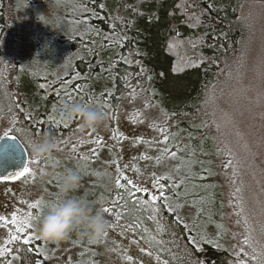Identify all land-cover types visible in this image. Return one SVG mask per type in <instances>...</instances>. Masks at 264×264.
Segmentation results:
<instances>
[{"label": "trees", "instance_id": "16d2710c", "mask_svg": "<svg viewBox=\"0 0 264 264\" xmlns=\"http://www.w3.org/2000/svg\"><path fill=\"white\" fill-rule=\"evenodd\" d=\"M57 1L0 0V59L12 63L8 77L0 71V98L4 95L7 101L4 111L9 118L19 115L16 105L22 112L18 128L10 134L20 138L19 131H25L34 142L63 134L64 146L81 122L65 125L53 117L54 124L45 113L75 103L115 116L123 96H142L160 112L167 143L175 150L187 147L196 160L195 177L186 176L190 185L202 191L207 184L221 183L213 173L224 165L217 157L223 141L212 126L206 96L216 82L245 67L253 34L243 8L251 0H63V28L57 24L60 18L51 16L46 22L52 25L23 37L20 17L29 18L30 6ZM39 62L46 70L32 74ZM69 63L72 68L62 75ZM56 90L58 100L53 102L49 97ZM222 136V149L228 151L235 143ZM55 152L53 157L64 166L68 157ZM53 161L36 172L51 168L48 163ZM179 190L184 192L185 186ZM135 192L109 189L106 193L115 202L105 206L147 240L166 264H240L222 241L214 240L220 233H211L201 215L190 229L166 209L163 197L152 204L147 194ZM166 193L175 196L171 189ZM213 208L215 213L216 205ZM20 251L21 264H41L34 248L25 245Z\"/></svg>", "mask_w": 264, "mask_h": 264}, {"label": "rangeland", "instance_id": "374dc122", "mask_svg": "<svg viewBox=\"0 0 264 264\" xmlns=\"http://www.w3.org/2000/svg\"><path fill=\"white\" fill-rule=\"evenodd\" d=\"M30 7L33 13L29 18L20 17L23 37L29 38L33 30L32 36L36 35L43 25L47 27L46 21L51 16H58L57 24L63 28V0ZM243 10L253 34V41L246 49L247 56H244L245 67L231 71L227 79L216 82L206 96L212 126L223 141L219 142L221 149L217 157L224 165L215 171L212 168L213 175H218L221 183L207 184L203 192L190 185L186 176H193L192 173L198 171L196 160L187 147L175 150L165 142L167 135L161 129L163 118L150 100L142 96H123L115 116L109 111L94 131L77 124L78 132L70 135L64 146L63 134L57 135L54 140L61 142L55 153L68 157L64 166L59 157H53L54 154L46 160L34 159L30 147L34 141L25 131H19L22 142L30 151L31 173L14 180H0V217L11 221L13 215L23 219L32 213L35 219L33 228L25 229L23 233H17L11 223H0V260L21 264L20 250L25 246L22 240L39 236L40 218L48 204L66 195L61 193L60 185L64 174L73 170L81 177V183L67 195L84 198L93 212L115 202L113 196L106 193L109 189H146V192H136L150 198L152 195L167 197L166 209L171 208L169 212L175 213L190 229L201 215L211 233L217 236L220 233L219 238L213 237L214 240L222 241L240 264H264V0H251ZM71 68L70 63L65 65L62 75ZM44 70L46 64L42 62L31 68L35 75ZM60 110L45 113V118H59ZM21 116L19 110V115L13 113L9 118L0 106V139L18 128ZM222 133L235 143L228 151L222 149L225 144ZM144 156L148 159H143ZM52 158L54 161L48 163L51 168L42 167L39 173L36 172L37 167L44 163L47 166L46 161ZM117 179L123 187L117 186ZM166 180L171 184L166 185ZM182 186L185 191L181 193L179 187ZM170 189L175 196L166 193ZM216 199L219 200L218 207ZM38 201L43 202L40 208L29 207ZM213 205H216L215 213ZM103 214L109 229L107 238L100 242H91L83 234H73L60 243L33 238L28 247L41 254V264H166L128 223L121 218L117 220L112 212L103 211ZM11 235H18L20 239L9 243Z\"/></svg>", "mask_w": 264, "mask_h": 264}, {"label": "clouds", "instance_id": "9594fccd", "mask_svg": "<svg viewBox=\"0 0 264 264\" xmlns=\"http://www.w3.org/2000/svg\"><path fill=\"white\" fill-rule=\"evenodd\" d=\"M106 116L103 112L93 110L80 104H64L59 112V122L70 123L79 120L84 129L95 130ZM33 158L37 160L51 157L57 148L54 138L45 136L31 143ZM81 183V177L73 170H68L63 177L60 191L62 199L47 205L45 214L39 220L38 235L50 243H60L73 234H83L91 242H100L107 235L109 223L102 208L93 212L84 198L67 195L74 192Z\"/></svg>", "mask_w": 264, "mask_h": 264}, {"label": "snow or ice", "instance_id": "6c2138e0", "mask_svg": "<svg viewBox=\"0 0 264 264\" xmlns=\"http://www.w3.org/2000/svg\"><path fill=\"white\" fill-rule=\"evenodd\" d=\"M53 111H55V109H53ZM50 122L55 124L54 118H50ZM165 142H167L166 139H165ZM4 146H5V150L8 152L17 153L20 150L19 145H17L15 142L7 143V141H5ZM73 151H75V148H73ZM172 155L175 156V153H172ZM143 159H148V157L144 156ZM32 162L39 163V161H32ZM136 170L139 171L138 169H136ZM30 173H31L30 167L23 166L19 172L15 173V175L17 176V178H20V177H25V176L29 175ZM124 179H127V178L125 177ZM116 183H117L118 187H123V185L120 183L119 179H117ZM128 183L131 184L132 182L129 180ZM133 187L135 188V185H133ZM136 191H145L146 192L147 190L146 189H136ZM159 198L160 197H158L156 195H152L151 196V203L155 204ZM164 199L167 200V197H164ZM42 203H43L42 201H38L36 203L30 204L29 207L33 208V209H37V208L41 207ZM103 211L110 213L112 211V209L104 208ZM169 211H171V208H169ZM149 218L151 219L152 217H149ZM34 219H35V217H33L32 213H28L27 216L23 219L21 217H19L18 215H13L11 218V221H8L5 217H0V223H4V224L11 223L13 226H15V230L17 233H23L25 231V229H32L33 228L32 221ZM116 219L119 220L120 216L117 215ZM112 227L114 228L115 226L113 225ZM33 238H35L37 240L41 239L39 236H37V237L28 236L22 240V243L24 245H28V244H30V242ZM106 238H107V235L105 236V239ZM19 239H20V236L11 235V240L8 242L11 243L12 241H16ZM198 250H200V249H198ZM5 251H7V249H5ZM128 259L131 260V257H129Z\"/></svg>", "mask_w": 264, "mask_h": 264}, {"label": "water", "instance_id": "95a60500", "mask_svg": "<svg viewBox=\"0 0 264 264\" xmlns=\"http://www.w3.org/2000/svg\"><path fill=\"white\" fill-rule=\"evenodd\" d=\"M5 141L15 142L20 150L17 153L6 151ZM23 166H29V153L24 143L14 134L2 137L0 139V180L17 179L15 173L19 172Z\"/></svg>", "mask_w": 264, "mask_h": 264}, {"label": "flooded vegetation", "instance_id": "af4514ba", "mask_svg": "<svg viewBox=\"0 0 264 264\" xmlns=\"http://www.w3.org/2000/svg\"><path fill=\"white\" fill-rule=\"evenodd\" d=\"M12 67V63H11V61H10V59H8V58H1L0 59V71H1V69L3 70V72H4V74L8 77L9 75H10V68ZM48 97H49V95H47ZM53 96V97H52ZM52 96H50L49 98H51V100L53 101V102H56L57 100H58V94H57V90H56V92H54L53 93V95ZM62 96V95H61ZM63 97V96H62ZM5 101H6V99H4V98H0V106H2V107H4V105H5ZM7 102V101H6ZM6 105H7V103H6ZM8 106H10L9 104H8ZM19 106L18 105H16V107L14 108L16 111H17V113L19 114ZM48 131V130H47Z\"/></svg>", "mask_w": 264, "mask_h": 264}]
</instances>
